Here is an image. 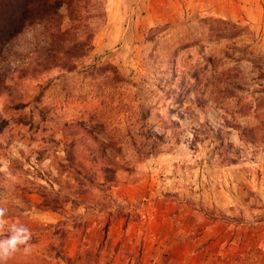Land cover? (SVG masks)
Listing matches in <instances>:
<instances>
[{
  "label": "rangeland",
  "instance_id": "rangeland-1",
  "mask_svg": "<svg viewBox=\"0 0 264 264\" xmlns=\"http://www.w3.org/2000/svg\"><path fill=\"white\" fill-rule=\"evenodd\" d=\"M102 10L72 69L67 18L0 48L7 264H264V0Z\"/></svg>",
  "mask_w": 264,
  "mask_h": 264
},
{
  "label": "trees",
  "instance_id": "trees-1",
  "mask_svg": "<svg viewBox=\"0 0 264 264\" xmlns=\"http://www.w3.org/2000/svg\"><path fill=\"white\" fill-rule=\"evenodd\" d=\"M103 2L104 0H0V48L29 25L38 23L44 28L51 25L59 28L62 18H67L69 24L63 32L50 35L52 46L47 49L49 59L42 66L60 64L72 69L74 60L85 55L91 47L94 35L91 19L104 15Z\"/></svg>",
  "mask_w": 264,
  "mask_h": 264
},
{
  "label": "clouds",
  "instance_id": "clouds-1",
  "mask_svg": "<svg viewBox=\"0 0 264 264\" xmlns=\"http://www.w3.org/2000/svg\"><path fill=\"white\" fill-rule=\"evenodd\" d=\"M6 210L0 208V226L4 223ZM31 239L30 230L19 224H12L9 228V234L0 238V264H7V261L20 249L21 246H27ZM27 251V247L24 249Z\"/></svg>",
  "mask_w": 264,
  "mask_h": 264
},
{
  "label": "crops",
  "instance_id": "crops-1",
  "mask_svg": "<svg viewBox=\"0 0 264 264\" xmlns=\"http://www.w3.org/2000/svg\"><path fill=\"white\" fill-rule=\"evenodd\" d=\"M185 248V247H184ZM186 252H188V250H186Z\"/></svg>",
  "mask_w": 264,
  "mask_h": 264
}]
</instances>
